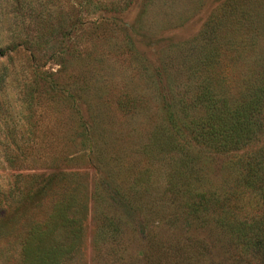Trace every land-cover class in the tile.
<instances>
[{
    "label": "rangeland",
    "instance_id": "1",
    "mask_svg": "<svg viewBox=\"0 0 264 264\" xmlns=\"http://www.w3.org/2000/svg\"><path fill=\"white\" fill-rule=\"evenodd\" d=\"M14 41L0 264H23L28 231L56 213L63 264H258L217 221L223 202L239 221L261 214L240 181L264 132L222 153L190 124L204 88L234 102L263 74L264 0H0V42Z\"/></svg>",
    "mask_w": 264,
    "mask_h": 264
},
{
    "label": "trees",
    "instance_id": "2",
    "mask_svg": "<svg viewBox=\"0 0 264 264\" xmlns=\"http://www.w3.org/2000/svg\"><path fill=\"white\" fill-rule=\"evenodd\" d=\"M17 49L20 46L15 41L5 46L0 42V61L6 59L1 58L4 53ZM5 72L6 68L0 70V89L7 82ZM203 90L196 100L199 99L203 105L204 122L200 125L192 122L190 126L193 125V128L188 126L192 130L194 141L217 152L231 153L239 152L252 141L260 139L259 136L264 132V72L241 100L231 102L212 92L209 87ZM1 109L0 104V111ZM168 137L169 135L166 138ZM14 145L18 148L17 143ZM7 150L6 145L4 160L11 166L13 158ZM260 154L261 152H253L243 160L240 183L245 189L255 191L257 203L262 209L261 214L248 222L239 221L231 210L232 205L223 202L217 225L227 232L239 252L256 259L258 264H264V148L262 155ZM61 217L64 218L57 213L51 216L53 228L40 224L30 228L21 249L23 264H63L70 255V248L52 237L53 232L63 226L58 222Z\"/></svg>",
    "mask_w": 264,
    "mask_h": 264
}]
</instances>
